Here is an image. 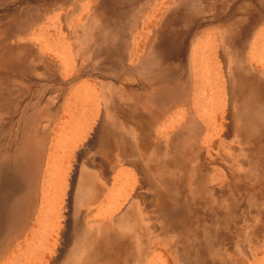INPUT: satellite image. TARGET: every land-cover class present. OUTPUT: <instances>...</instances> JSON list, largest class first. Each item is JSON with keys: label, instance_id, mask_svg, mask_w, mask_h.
I'll list each match as a JSON object with an SVG mask.
<instances>
[{"label": "rangeland", "instance_id": "rangeland-1", "mask_svg": "<svg viewBox=\"0 0 264 264\" xmlns=\"http://www.w3.org/2000/svg\"><path fill=\"white\" fill-rule=\"evenodd\" d=\"M241 51L264 64V0H0V264H53L72 243L70 264H104L108 245L130 231L134 255L149 245L143 264H264V119H232L242 101L254 98L255 117L264 104L250 84L253 92L234 93L235 110L227 107ZM151 108L162 113L154 130L170 133L158 135L155 151L145 148ZM105 116L119 143L130 142L160 175L119 167L137 189L125 197L118 188L107 202L132 201L131 219L74 240L60 160L77 119L95 128ZM86 145L84 161L93 155Z\"/></svg>", "mask_w": 264, "mask_h": 264}, {"label": "bare ground", "instance_id": "bare-ground-1", "mask_svg": "<svg viewBox=\"0 0 264 264\" xmlns=\"http://www.w3.org/2000/svg\"><path fill=\"white\" fill-rule=\"evenodd\" d=\"M260 18L261 17L259 15L257 17H255L254 20H253L254 23H257ZM251 55H248L249 58L247 59V56L243 53V51L239 52V58H240V62L242 64V68L240 66L239 73H238V75H239V78L238 79L239 80L236 81V82H239V84L234 85L233 88L231 87V85H229V87H228V93H227L228 94L227 95L228 96V100H227L228 101V106L227 107H229V109L230 108H233V110H235L234 109L235 99L237 97L233 95L234 93H237L238 91H241V90H242V92H245L246 90L247 91H250V92H253L252 86L250 84H253L254 85L253 88H255V93L257 94L256 97H258L260 100L264 101V75L261 76L258 73V70H260V69L262 70V72H264V64L261 67H258V65H256V63L254 62V59L252 58ZM56 60H53V61H56ZM64 72H65V70H64ZM7 75H9V74H7ZM65 76H66V74H65ZM247 85H249L250 89L249 88L247 89V87H248ZM235 88H237V89H235ZM253 99L252 98H249V99L246 100V102L245 101H242L241 103L238 104V106H239V109H238L239 113L236 112L235 116L232 117V119H234V122H237L239 124V122H240L241 119L242 120L245 119L247 122L244 123V125H246L247 123L250 124L252 121L253 122H256V120H262V119H264V110L260 111L259 114H257L256 117H255V115L253 113V110H257L258 111L260 109H258V108L251 109L252 106H250V105L252 103L256 102ZM262 101H260V102L263 105L264 103ZM260 102H257V103L259 104ZM193 104H194V102H193ZM2 105H4V104H2ZM171 107H173V105H171ZM202 112H204V111H202ZM161 114H162L161 111H158V110L156 111V110H153L152 108L149 109L148 112H147V114H146V115H148L147 116L148 119H150V121H152L151 125H149L150 123L148 125H146V128H147L146 131L148 133V134L147 133L146 134L149 136V138H148V145H145V148L146 149H149L150 148L151 150L155 151V149H158L161 146L160 143H159V141H160L159 138L165 137V136H167V135L170 134V133H167V134H164L163 133V131H165V130H163V129H165L163 127L164 125L162 126V128H160L161 125H158L157 128H156V131L154 130V127H152L153 124H155V122L161 116ZM239 114H241V115H239ZM81 115H83V114H81ZM81 115H80V118H81ZM227 115H229V114H227ZM63 116H65V115H63ZM187 116H186V118H187ZM9 117H11V116H9ZM98 119H99V117H98ZM188 119H191V116H190V118L188 117ZM77 120H79V121L76 122L79 127L78 126H75L76 129H75V133L74 134H75L76 138L74 139L73 142H71V146H70L71 148L67 149L64 152V154L62 156V159L60 160V171H62V175L61 176H62L63 181L66 182L67 185H68V187H69V191L70 192L69 193L67 192V194L70 195L69 196L70 197V200H72L69 205H66L65 209L66 208L67 209L71 208L70 212H72L74 214L73 218H75L74 221H73L74 222L73 223L74 225L71 226L72 223L70 224V222L66 224V226H65L66 233L70 229H72V227L73 228L75 227L74 230H77L78 229L77 231L80 232V233L78 232L79 235L76 233L77 231H75V234H73L74 233L73 232L74 230H72L73 233L70 230V232L72 233V235L71 236H68V238L70 237L71 239L73 238L74 240L82 239L84 241V239L87 238V236H90L92 234V231L104 230V229H106L108 227L113 228V226L115 224H118L121 221L123 222L125 220V217H127V219H129V220L131 219L130 218V210L132 211V209L134 208L133 207V204L134 203L131 204L132 201L128 204L127 207H126V200H125V198L123 199L122 203H120L119 205L114 204L115 203L114 202L115 201L114 199L111 202L112 204L111 203L109 204L107 202L108 200H111L112 197H114V195L116 193V190H118V188H121L124 192H125V190H127L129 188V187L127 188V185L129 183L128 181L130 180V178L128 176H126L125 179H122V178H124L123 175H122L123 170L120 169V171H119V169H118L119 167L122 168L124 165H132L133 167H135V165H138L139 166V164H140L141 165L140 166L141 167V170L140 171H137V172H141V176L143 175L144 177H146L147 180H150V178H151L150 176L152 175V173H153L154 177H155V175L156 176L160 175V171H159L158 168H156V170H153V171L152 170H149L150 167L146 163H144L143 156L140 157L141 154L140 153H137V150L134 149V147L130 146L131 145L130 142H128L130 145H128V143L126 144L124 142H123V145H121L119 143L120 140L118 141V138H119L118 133L115 132L116 129L113 126V125H115V123L112 124L113 122L110 121L107 116H105V121L103 123H100V125H98L99 127L96 126L97 128L96 127L94 128V122L91 124V123H88L86 121L84 125L83 124H80L79 125V122H81L83 119L81 118V121H80V119H77ZM99 121H102V119L101 120L99 119ZM131 121H132V119H131ZM183 122H184V120H183ZM260 122H262V121H260ZM97 123H95V124H97ZM173 124L174 123H172L170 125L171 128H173V130H176L181 125V123L174 124V125ZM238 124L236 126H238ZM207 126H210L208 124V122H207ZM54 127L57 128L56 126H54ZM224 128L229 129L230 126L226 124ZM92 129H93V132L91 133V130ZM135 129L137 130V132L135 130L134 133H136L140 137V135H141L142 132H140L139 130H141V128L137 126V128H135ZM72 130H74V129L72 128ZM54 131H56V130H54ZM259 133L261 135L264 134V132L263 133L259 132ZM54 135H55V133H54ZM88 135H91V136H89L90 139L87 142L86 139L88 138ZM158 135H161V136L159 137ZM157 137H159V138H157ZM52 139H53V137H52ZM84 141H86L89 145H86L87 143L84 142ZM256 141H255V143H256ZM55 142H56V140L54 139L49 144V146L46 149H44V152L45 151L47 152L50 149L52 150ZM263 142H264V139H261V145H262ZM98 144H99V146H98ZM84 145H86V148H87L86 150H88V152L90 150H91L90 152H93V155L89 156L88 159L85 160V161L82 160V158L84 157L85 154L83 155L82 148H80L81 146L83 147ZM140 146L143 149V145L142 144H139L138 147H140ZM224 146H226V145H224ZM64 147H65V145H64ZM212 148L215 149L214 146ZM231 148H234V147L231 146ZM195 149L196 148L194 147V151L193 152H195V154H196V152L198 150L196 149V151H195ZM209 153L212 154L210 152V150H209ZM74 162H75V164H74ZM140 167H138V168H140ZM159 168L163 169L161 166H159ZM53 172L54 171H51V173H53ZM144 177H142V178L145 179ZM148 177H149V179H148ZM143 179H142V181H143ZM142 181H141V183H142ZM141 183L139 182L140 185H138V188H139V186H141ZM143 184H146V183L143 182ZM143 184H142V186L145 187V185H143ZM125 185H126V187H125ZM147 186H149V185H147ZM136 189H134V190H136ZM130 190H133V188H131ZM130 190L128 189L127 194H126L125 197H128L129 196ZM141 195L142 194H139L138 197H141ZM104 197H105L104 206L103 207H98L99 206L98 204L100 203V201H102L104 199ZM143 197H146V196L143 195ZM150 198H152V197H150ZM144 199L142 200L143 202H144ZM146 205H147V203H146ZM163 205L164 204L162 203V205L157 206V207H159V209L162 206L161 207L162 209L159 210L160 212H162L163 209H164ZM106 206H107V208H105ZM125 207H126V209L124 211L125 215L123 217L121 216V214H119L118 216H114L113 215V213H114L113 210H117L118 208H119V210H120V208L122 210V208H125ZM143 207H144V204H143ZM135 208H136V206H135ZM102 209H103V211L110 209L113 212L109 213L103 219H99L97 217V215L99 214V212ZM70 212H67V214L69 215ZM146 217H147L146 214L141 215V218L147 219ZM164 218H165V216H164ZM164 218H163V220L166 221V218L165 219ZM67 221H69V220H67ZM60 227L61 226L58 225L57 228L59 229ZM76 227H78V228H76ZM63 232L65 234V231H63ZM130 232L123 233L124 234V237L121 239V242H119V241L118 242H115V243L112 242L111 245H108V247L111 248V254H112V256L109 257V258L108 257L107 258L104 257L107 260L106 262H104V264H143L144 262H146L148 260V259L146 260V258L147 257H150L148 255L149 252H150L149 251L150 250L149 245H144V246L143 245H138V247H137L138 248V250H137L138 252L136 253L137 255H134L133 254V252H132V248L133 247H132L130 241H128L129 240L128 238H129ZM61 233H62V229H61ZM60 235H62V234H60ZM59 237H61V236H59ZM61 239H62V237H61ZM75 242H77V241H75ZM63 243L64 242H62V244ZM69 243H70V240H69ZM65 244H66V242L63 244V246ZM67 244H68V241H67ZM67 244H66V246H67ZM92 245H94V244L92 243ZM60 247L63 248L62 246H60ZM108 247H107V245L104 244L103 249L105 250ZM152 248H154V247H152ZM62 254H63L62 255V259H63L62 263L63 264H70L68 262V260L70 261V259L72 257H76L74 243H72V245L69 246V248L65 249ZM32 257H34V256L32 255ZM62 259H61V257H59L58 260H56L55 263H53V262L52 263L53 264H62L61 263V260ZM100 264H103V263H100Z\"/></svg>", "mask_w": 264, "mask_h": 264}, {"label": "crops", "instance_id": "crops-1", "mask_svg": "<svg viewBox=\"0 0 264 264\" xmlns=\"http://www.w3.org/2000/svg\"><path fill=\"white\" fill-rule=\"evenodd\" d=\"M176 104H179V103H176ZM176 104H174L173 106L175 107V106H177ZM172 105V104H171ZM171 105H168V106H166L167 108L169 107H171ZM172 108V107H171ZM161 111V110H160ZM166 112H167V109H166Z\"/></svg>", "mask_w": 264, "mask_h": 264}]
</instances>
